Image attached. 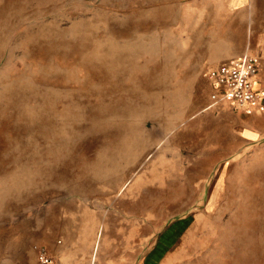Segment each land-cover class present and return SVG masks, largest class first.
<instances>
[{
  "label": "rangeland",
  "instance_id": "374dc122",
  "mask_svg": "<svg viewBox=\"0 0 264 264\" xmlns=\"http://www.w3.org/2000/svg\"><path fill=\"white\" fill-rule=\"evenodd\" d=\"M166 9L0 0V264H264L262 142H217L208 54Z\"/></svg>",
  "mask_w": 264,
  "mask_h": 264
},
{
  "label": "crops",
  "instance_id": "0c3cea01",
  "mask_svg": "<svg viewBox=\"0 0 264 264\" xmlns=\"http://www.w3.org/2000/svg\"><path fill=\"white\" fill-rule=\"evenodd\" d=\"M167 6L166 13L174 12L175 19L189 22L186 33L193 38L199 53H207L199 67L216 68L243 54L257 58L258 71L254 87L261 92L259 106L240 108L230 101L214 102L211 86L206 110L217 111L222 122L217 142L230 149L232 142H239L241 149L264 148V0H151ZM180 16V17H179ZM201 62V63H203ZM203 65V66H202ZM211 85V84H210ZM218 121V120H217ZM220 145V144H219ZM220 145V146H221ZM66 247V248H65ZM68 246L50 250L54 264H62V254ZM51 249V248H50ZM100 260V259H99ZM101 264H104L102 260ZM76 263L75 259L71 264Z\"/></svg>",
  "mask_w": 264,
  "mask_h": 264
},
{
  "label": "built area",
  "instance_id": "2783aa9c",
  "mask_svg": "<svg viewBox=\"0 0 264 264\" xmlns=\"http://www.w3.org/2000/svg\"><path fill=\"white\" fill-rule=\"evenodd\" d=\"M258 71L257 58L251 54H243L229 63L212 68L208 72L214 93V102L230 101L240 108L259 106L261 92L254 87V77ZM38 264H54L53 253L46 245L37 248ZM90 264H101L99 258L92 257Z\"/></svg>",
  "mask_w": 264,
  "mask_h": 264
}]
</instances>
